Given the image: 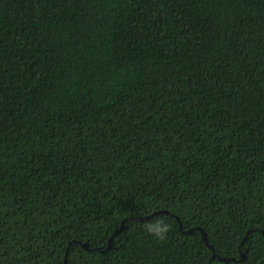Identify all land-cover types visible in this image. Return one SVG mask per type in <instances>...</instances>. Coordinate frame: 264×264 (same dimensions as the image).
Returning <instances> with one entry per match:
<instances>
[{"label":"trees","instance_id":"trees-1","mask_svg":"<svg viewBox=\"0 0 264 264\" xmlns=\"http://www.w3.org/2000/svg\"><path fill=\"white\" fill-rule=\"evenodd\" d=\"M0 264H264V0H0Z\"/></svg>","mask_w":264,"mask_h":264},{"label":"clouds","instance_id":"clouds-1","mask_svg":"<svg viewBox=\"0 0 264 264\" xmlns=\"http://www.w3.org/2000/svg\"><path fill=\"white\" fill-rule=\"evenodd\" d=\"M145 231L163 242L166 240L169 232L171 231V225L167 223L164 218H155L144 225Z\"/></svg>","mask_w":264,"mask_h":264},{"label":"water","instance_id":"water-1","mask_svg":"<svg viewBox=\"0 0 264 264\" xmlns=\"http://www.w3.org/2000/svg\"><path fill=\"white\" fill-rule=\"evenodd\" d=\"M150 218H152V215L151 216H148V217H138L137 219H140V220H143V221H148ZM203 235H204V238L206 240L207 238V234L205 232H203ZM112 240V239H111ZM111 245V243H110ZM224 260H227V261H230L231 259H227V258H223ZM235 260V259H234Z\"/></svg>","mask_w":264,"mask_h":264}]
</instances>
